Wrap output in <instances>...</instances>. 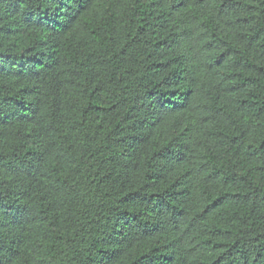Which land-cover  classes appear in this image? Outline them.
I'll return each instance as SVG.
<instances>
[{
  "label": "trees",
  "instance_id": "1",
  "mask_svg": "<svg viewBox=\"0 0 264 264\" xmlns=\"http://www.w3.org/2000/svg\"><path fill=\"white\" fill-rule=\"evenodd\" d=\"M0 264H264V0H0Z\"/></svg>",
  "mask_w": 264,
  "mask_h": 264
}]
</instances>
